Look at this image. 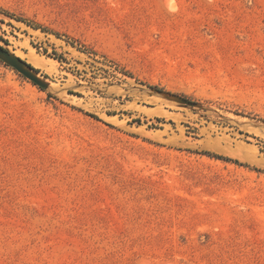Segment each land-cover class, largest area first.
<instances>
[{
    "label": "rangeland",
    "instance_id": "obj_1",
    "mask_svg": "<svg viewBox=\"0 0 264 264\" xmlns=\"http://www.w3.org/2000/svg\"><path fill=\"white\" fill-rule=\"evenodd\" d=\"M0 45L47 83L0 58V264H264V0H0Z\"/></svg>",
    "mask_w": 264,
    "mask_h": 264
},
{
    "label": "water",
    "instance_id": "obj_2",
    "mask_svg": "<svg viewBox=\"0 0 264 264\" xmlns=\"http://www.w3.org/2000/svg\"><path fill=\"white\" fill-rule=\"evenodd\" d=\"M0 58L6 61L10 66L25 76L34 84L41 88H46L47 83L43 81L29 65H27L20 57L10 53L5 47L0 45ZM172 98L183 105L195 106L196 103L182 96L173 95Z\"/></svg>",
    "mask_w": 264,
    "mask_h": 264
},
{
    "label": "trees",
    "instance_id": "obj_3",
    "mask_svg": "<svg viewBox=\"0 0 264 264\" xmlns=\"http://www.w3.org/2000/svg\"><path fill=\"white\" fill-rule=\"evenodd\" d=\"M155 88H158V87H155ZM158 90H160V89H158ZM87 114H88L89 116L95 118V119H98V117H97L96 115L92 114V113H87ZM203 154H205V155H207V156H211V157L217 158V159H222V160H226V161H231V162H234V163H236V164H240V165H243V166H247V167H249V164H247V163H242V162H240V161H238V160H236V159H232V158L227 157V156L219 155V154L212 153V152H208V151H203ZM252 168L255 169V170H260V169H258V168H256V167H252Z\"/></svg>",
    "mask_w": 264,
    "mask_h": 264
}]
</instances>
